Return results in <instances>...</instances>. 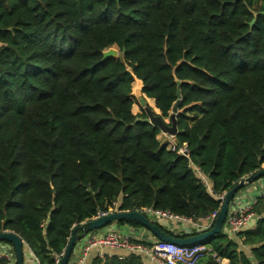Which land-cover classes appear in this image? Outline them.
I'll list each match as a JSON object with an SVG mask.
<instances>
[{"label": "trees", "instance_id": "obj_1", "mask_svg": "<svg viewBox=\"0 0 264 264\" xmlns=\"http://www.w3.org/2000/svg\"><path fill=\"white\" fill-rule=\"evenodd\" d=\"M112 46L120 56L104 60ZM136 77L165 119L181 88L175 138L189 157L133 112ZM262 166L264 0H0V232L19 234L40 264L115 202L202 219ZM255 210L254 227L198 244L264 264V195ZM110 259L91 264H152Z\"/></svg>", "mask_w": 264, "mask_h": 264}, {"label": "built area", "instance_id": "obj_2", "mask_svg": "<svg viewBox=\"0 0 264 264\" xmlns=\"http://www.w3.org/2000/svg\"><path fill=\"white\" fill-rule=\"evenodd\" d=\"M167 136L168 138L164 143L167 144L169 149L189 157V150L186 145H179L176 138L172 135L167 134ZM203 181L212 191L209 181L206 178ZM225 194L226 192L217 195L222 201L221 206ZM262 195H264V177L241 189L230 203L223 232L235 235L240 230L255 225L258 220L255 205L258 198ZM220 209L202 219H198L197 222H193L192 218L176 215L167 210L145 208L143 212L157 220H176L178 224H182L186 228V233H190L196 229L199 232L211 229L215 224ZM116 211H120V209H118V203L115 202L107 212H100L94 218ZM108 227L91 231L80 240L79 253L76 255V259L73 260V257L71 258L69 264H88L90 255L95 249H99L97 256L102 260L114 256L119 260H124L131 254H139L152 264H220L221 261L216 254L211 253L210 247L203 244L181 246L156 239L154 236L151 238L141 237L138 234L131 235ZM26 248L27 250L30 249L29 253H31L30 255L34 260L33 264H40L39 258L32 252L25 241V250ZM63 253L56 257V264H59ZM205 254H212L214 260H205ZM0 260H5L6 264H16V253L11 244L0 242Z\"/></svg>", "mask_w": 264, "mask_h": 264}, {"label": "water", "instance_id": "obj_3", "mask_svg": "<svg viewBox=\"0 0 264 264\" xmlns=\"http://www.w3.org/2000/svg\"><path fill=\"white\" fill-rule=\"evenodd\" d=\"M125 48L122 53H125ZM120 50L117 47H109L103 51V59L106 60L111 57H119ZM182 91L181 88L177 89V101L172 107L170 114V122H168L161 114V111H156L152 105L147 102V96L140 98V103L146 112L145 118H140L142 121L150 122L157 126L161 132L172 135L176 137L179 132L178 129V116L180 113V106L182 103ZM155 102V99H154ZM156 105V104H155ZM157 107V106H156ZM159 109V108H158ZM264 177V166L259 170L242 177L237 181L234 186L226 191L224 201L222 203L219 214L216 218L214 226L204 232H199L187 237H177L169 234L167 231L163 230L154 219L139 210H120L112 212L106 215H102L97 218L90 219L73 228L72 235L69 239L68 245L64 250L62 258L59 264H69L77 243L82 240L89 232L95 230H101L107 228L115 221L128 220L140 223L145 230L150 232L156 239L175 243L177 245H194L203 242L210 237L223 231V227L228 214L229 206L235 195L243 188L247 187L256 180ZM193 222H197V218H192ZM0 242H7L11 244L16 253V264H25V241L17 233L10 230H3L0 232Z\"/></svg>", "mask_w": 264, "mask_h": 264}, {"label": "crops", "instance_id": "obj_4", "mask_svg": "<svg viewBox=\"0 0 264 264\" xmlns=\"http://www.w3.org/2000/svg\"><path fill=\"white\" fill-rule=\"evenodd\" d=\"M135 82L138 83V85H141L143 87V81L141 79H138L137 77L135 78ZM145 95V94H144ZM162 137H168L166 133H163V132H160L159 134V138L161 139ZM163 225H165V227L168 229V230H171V231H175V232H185L186 233V228L182 225V224H178L177 222H173V221H165V220H159ZM255 225H252L251 227H254ZM108 228H111V229H116L117 231L119 232H123V233H128V234H131V235H140L141 237H147V238H151L153 237V235L148 232L147 230H145L144 228H135L133 227L132 225L130 224H119L117 223L116 221L113 222L111 225H109ZM248 228V227H246ZM250 228V227H249ZM80 243L81 241H79L75 247V251H74V254H73V260L76 259V255L79 253V250H80ZM246 249H249L248 247H245ZM26 251V250H25ZM99 249H95L92 251L91 255H90V259H89V262L88 264H91L93 259L95 257H98L97 256V253H98ZM26 252H30V249H28ZM26 252H25V255H26ZM31 254V253H29ZM75 257V258H74ZM110 258H107L106 260H108ZM144 259V258H143ZM104 260V261H106ZM111 260V259H110ZM149 262V261H148ZM25 264H31V262H27L25 260ZM71 264H75V263H71ZM220 264H230V261L229 259H221L220 261Z\"/></svg>", "mask_w": 264, "mask_h": 264}, {"label": "rangeland", "instance_id": "obj_5", "mask_svg": "<svg viewBox=\"0 0 264 264\" xmlns=\"http://www.w3.org/2000/svg\"><path fill=\"white\" fill-rule=\"evenodd\" d=\"M142 86L141 85H138V83H136L135 81L133 82V88H132V93H131V95H132V98H133V100H134V104H133V112L135 113V114H139V113H141L142 112V110H143V107H142V105H141V103H140V98H142V97H146V95H144V93L142 92ZM149 98L147 97V102L150 104V102H149ZM151 105V104H150ZM156 106V105H155ZM166 120L168 121V122H170V119L169 118H166ZM168 138V137H167ZM166 137H162L161 138V140L164 142L166 139H167ZM173 222H175L176 223V220H172ZM26 251H27V248H26ZM106 253H108L107 251H106ZM25 260L27 261V262H31V264H33L34 263V260H33V258H32V256L28 253V252H26V255H25Z\"/></svg>", "mask_w": 264, "mask_h": 264}, {"label": "bare ground", "instance_id": "obj_6", "mask_svg": "<svg viewBox=\"0 0 264 264\" xmlns=\"http://www.w3.org/2000/svg\"><path fill=\"white\" fill-rule=\"evenodd\" d=\"M149 102L156 111H159V109L155 106L154 102L151 99L149 100Z\"/></svg>", "mask_w": 264, "mask_h": 264}]
</instances>
